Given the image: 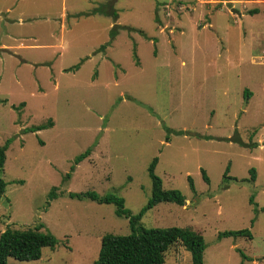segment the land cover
Listing matches in <instances>:
<instances>
[{
  "label": "rangeland",
  "instance_id": "obj_1",
  "mask_svg": "<svg viewBox=\"0 0 264 264\" xmlns=\"http://www.w3.org/2000/svg\"><path fill=\"white\" fill-rule=\"evenodd\" d=\"M7 139L0 233L43 223L57 238L7 264H93L101 236L129 234L128 219L68 193H114L137 214L154 157L163 188L186 200L148 209L144 227L200 232L203 264H264V0H0ZM240 229L252 238H218ZM163 264L191 254L176 243Z\"/></svg>",
  "mask_w": 264,
  "mask_h": 264
},
{
  "label": "trees",
  "instance_id": "obj_2",
  "mask_svg": "<svg viewBox=\"0 0 264 264\" xmlns=\"http://www.w3.org/2000/svg\"><path fill=\"white\" fill-rule=\"evenodd\" d=\"M115 26L110 32L111 37L115 35ZM105 48V45L101 46ZM245 95L249 93L245 91ZM52 125L51 120L40 125H33L23 129L24 132H35ZM237 141V139L234 138ZM11 140L7 139L0 145V174L3 171L6 160V151ZM241 143V142H239ZM242 144V143H241ZM92 151V146L78 154L74 159V165L87 157ZM158 158L154 157L148 167V174L151 179V195L145 206L137 214H132L125 206L123 197L114 193L103 196L94 191L69 192L72 198H88L100 204H113L115 213L128 219L131 229L129 234L107 233L101 236L98 256L93 264H163L166 252L176 243H180L191 254V264H203V252L206 247L204 237L200 232H196L187 227H151L146 228L141 224V218L145 211L161 202H172L183 206L185 196L178 189L163 188L161 178L155 173V166ZM71 166V170L74 168ZM228 168L226 170V173ZM256 170L251 169V179L254 180ZM67 178L69 174H67ZM202 176L205 181L208 177L204 170ZM225 177H227L225 175ZM190 187L194 190L192 180L189 178ZM6 183L0 177V196L5 190ZM56 188L49 191V199L57 198ZM252 202V197H251ZM264 210V208H263ZM44 224L38 223L24 229L6 228L0 233V264H7V258L13 257L18 260H37L41 257L44 247L55 248L57 238L49 231L43 230ZM246 237L251 239L252 234L249 229L222 231L218 233V238L222 237ZM242 253V252H241ZM244 259L249 258L246 255ZM250 259V258H249Z\"/></svg>",
  "mask_w": 264,
  "mask_h": 264
},
{
  "label": "crops",
  "instance_id": "obj_3",
  "mask_svg": "<svg viewBox=\"0 0 264 264\" xmlns=\"http://www.w3.org/2000/svg\"><path fill=\"white\" fill-rule=\"evenodd\" d=\"M1 49H9V47L8 46H3V47H1Z\"/></svg>",
  "mask_w": 264,
  "mask_h": 264
}]
</instances>
